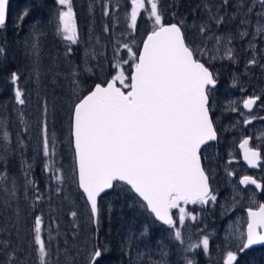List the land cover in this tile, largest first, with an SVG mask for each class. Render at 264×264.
I'll use <instances>...</instances> for the list:
<instances>
[{"label":"snow or ice","instance_id":"1","mask_svg":"<svg viewBox=\"0 0 264 264\" xmlns=\"http://www.w3.org/2000/svg\"><path fill=\"white\" fill-rule=\"evenodd\" d=\"M56 32L63 40L75 44L79 39L76 13L73 0H54ZM230 4V0H221L220 7ZM160 0H131L129 29H138V17L144 10L147 19L152 22L151 31L146 34L142 50L137 53L132 44L123 43V48L131 55L132 71L126 75L123 68L126 59L114 64L111 79L94 84L86 94L79 95V81L73 69L72 77L76 99L71 107L70 135L73 147V171L77 176L78 188L89 207V219L99 230L103 210L102 194L118 184L128 186L142 201L141 207L154 217L155 221L168 226L171 235L181 244L185 236L181 227L186 220L196 221L197 215L187 206L215 204L218 193L212 187L210 170L202 164L201 149L217 134L211 114L210 95L218 80L202 58L209 51L222 54L220 59L235 60L231 48H221V42H231V36H217L212 24L217 27L225 22L219 9L213 11L205 4L206 19L187 25L183 20L165 23ZM259 5L260 12L254 13ZM236 13L240 24L251 23L249 16L255 14L256 33L264 37V0H235ZM31 8L26 7L11 23L18 30ZM105 14L108 12L105 10ZM175 16V13L172 14ZM10 22V0H0V33H5ZM189 27L194 29L189 33ZM243 38L247 31L239 33ZM197 39L200 40L199 45ZM208 41H213L214 49H209ZM252 46V45H250ZM5 50L0 47V53ZM33 59V72L39 76L38 43L30 45ZM71 52L67 49L66 55ZM115 58V56H114ZM215 59V56L210 57ZM253 58L249 64L255 65ZM264 67V65H261ZM0 71L3 66L0 64ZM90 71V69H89ZM20 74L11 71L6 82L13 89L15 101L25 104V93L19 85ZM119 85V86H118ZM260 97H250L244 101V108L251 110ZM45 111L47 109L45 108ZM250 123L251 121H245ZM2 123V121H0ZM27 131V129H25ZM43 154L55 155V142L48 136L47 124L42 129ZM9 132L4 131L3 138L9 140ZM249 139H244L240 148L244 150V160L251 167L259 166L261 153L248 147ZM5 153L8 151L7 145ZM27 165L25 176L31 171ZM58 183L63 181L62 169L55 167V161L48 166ZM7 177L0 176V184L6 183ZM29 184L35 187L34 181ZM245 186L252 185L264 192V184L249 175L239 181ZM59 191V189H57ZM4 192L15 196V185ZM255 192H253V197ZM39 200L41 197L36 196ZM233 197V201H235ZM253 203H256L253 199ZM176 210V214L173 213ZM225 208V212H227ZM77 216L76 211L71 212ZM247 229L235 236L234 247L226 252L222 264H243L241 257L254 246H264V203L249 207L247 211ZM42 218L37 216L33 225L34 252L38 264H48L49 251L46 238L42 235ZM147 231V229H145ZM50 236L48 240H50ZM7 243L0 240V245ZM210 240L204 235L197 242L187 237L185 264H196L187 253L195 249L209 251ZM113 249L110 244H93L87 252L86 264H112ZM163 259V257H162ZM5 264H17L9 258Z\"/></svg>","mask_w":264,"mask_h":264},{"label":"trees","instance_id":"2","mask_svg":"<svg viewBox=\"0 0 264 264\" xmlns=\"http://www.w3.org/2000/svg\"><path fill=\"white\" fill-rule=\"evenodd\" d=\"M130 3L131 0H101L100 14L99 16L92 15L95 18L91 24V19L86 15L89 13L88 10L83 14L78 13L76 21L79 39L77 43L71 44L63 40L62 36L56 32L57 5L54 0H10L9 26L5 33H0V47L5 50L0 53V64L3 66V71H0V118L4 120V126H0V176L7 177L6 183L0 184V233L2 234L0 240L7 242L0 245V256L2 246L10 247L9 244L14 242L12 232L17 231L15 238L18 242L24 243V238L18 231L21 227L19 224L15 226L12 220L16 205L15 197L3 191V188H8L12 182H16V180H9L19 175L18 180L29 186L27 203L30 204L24 208L25 215L26 211L29 213L28 218L22 217L20 222L22 219L26 220V224L32 230L35 218L37 216L42 218L43 236L46 238L49 251L48 264H86L87 252L93 244L104 243L110 244L113 249L112 264H185L183 248L186 244L176 241L168 226L155 221L152 215L141 207L142 201L122 183L102 196L103 210L97 231V225L89 219V207L78 189L76 175L73 171L74 154L70 136V121L71 107L77 93L73 91L72 71L75 69L77 73L79 95L85 94L94 84L111 79L110 74L115 72L113 65L124 59V55L128 61V64L124 65L125 73L127 75L131 72L132 68L129 65L133 64V60L123 48V43L132 44L133 50L138 53L144 36L151 31L152 24L142 9L138 17V29H129ZM205 4L212 7L213 11L219 9L220 14L224 16L225 22L219 27L214 28L216 24H212V29L216 34L222 30L233 29L237 21L236 17H232V11L236 9L235 0H230V4L222 8L220 7L221 0H160L159 6L164 13L165 23L183 20L191 26L207 18L204 10ZM26 7L31 8L30 15L16 30L11 21L15 20L16 16ZM77 10L78 7L75 6V11ZM105 10L108 12L107 15ZM173 13L175 16L172 15ZM43 27L45 28L42 29ZM109 27L114 28L116 33L110 32ZM192 31L194 29L189 27V33ZM25 32L33 35L40 45L42 56L52 53L53 48L56 54L61 55V58L54 56V59L59 60L56 68L52 65L53 62L46 68L42 66L39 68V76L47 71L56 73L53 86L41 79V83L54 91V100L51 101L43 87L42 92L37 88V92L43 99V103L37 106V110L47 115L46 119H40L38 122L47 124L48 135L55 142V155L53 156L57 161L55 167L62 169L63 174V181L60 183L47 169L42 154L35 155L37 135L34 127L37 122L33 123L27 117L30 115L31 105L26 97L28 89L22 79L27 77L35 81L36 74L33 75L27 69V57L24 58L23 52L15 45L16 42H21L20 39ZM89 32L92 33L90 46ZM50 41L56 42V45L52 47ZM199 43L200 40L197 39V44ZM69 47L71 52L66 55ZM24 50L26 51L25 48ZM66 58L71 59L72 62L70 65L67 64L65 72H61ZM11 71H17L20 74L19 85L25 93L24 105H19L15 101L12 86L6 82ZM219 80L223 82L224 79L219 78ZM214 97L215 95H212L210 100ZM5 130L10 134L8 141L3 138ZM5 145L8 147L7 153H5ZM28 164L32 167L25 176ZM29 180L34 181L35 187L28 183ZM37 195L41 199L37 200ZM205 209L204 206L202 213ZM72 211L77 212L76 217H72ZM16 212L20 213L17 208ZM79 215H82L83 221L78 219ZM83 235L87 236L85 241H82ZM49 236L50 240H48ZM194 239L198 240L196 237ZM10 252L11 257L1 256L2 264L15 255L19 257L23 255V252L16 248H12ZM249 252H256L257 261L260 263L264 260V246L254 247ZM34 254L37 255L35 252ZM35 255L34 258L38 264ZM187 255L194 258L196 264L208 263L203 257L202 249H197Z\"/></svg>","mask_w":264,"mask_h":264},{"label":"rangeland","instance_id":"3","mask_svg":"<svg viewBox=\"0 0 264 264\" xmlns=\"http://www.w3.org/2000/svg\"><path fill=\"white\" fill-rule=\"evenodd\" d=\"M101 0H75L73 1V8L75 11V6L78 7L76 13V19L78 13L83 14L88 10L89 13L86 15L90 20V24L95 18L92 15L99 16L101 9ZM236 10V9H235ZM233 10L232 12H234ZM260 12L259 5L254 9V13ZM235 13V12H234ZM250 14L249 19L251 21L248 25H241L238 23L237 27L228 31L222 30L217 33V36H231V42L227 43L225 41L221 42V48H231L235 55V60H228L227 58L220 59V53L216 51H209L202 58V62H206V65L209 66L213 73L217 76V79H224L221 83V87L216 89L215 93H219V96H215V99L222 101V108H219V105H216V108L213 107L216 112V125L218 128V134L221 136L219 146L212 144L210 147H207L202 153L203 163L209 165V168L212 170L213 184L216 185V192L218 193L217 202L215 204L207 205L205 212L202 213L200 205H188L187 209L193 211V214L197 215L196 221L186 220L185 224L181 227V231L185 236V244L187 243V237H191L193 242H197L204 235L209 236L210 247L207 253L203 252V257L208 262L207 264H222V260L226 257V252L232 250L234 247L235 236L239 233L245 232V225L247 223V217L245 215L246 207H256L258 204V198L263 196L264 192L258 193L254 187H243L239 183V177L246 171V165L241 160L240 151L238 149V144L240 141L244 140L246 137L250 138L251 148L261 149L264 154V37L256 33V20L260 19L259 16L255 14ZM233 17V15H232ZM238 21H240V16H236ZM50 23V21H49ZM152 24V22H151ZM43 27L42 29H44ZM49 28V27H47ZM214 28H217L215 25ZM109 31L116 33V30L112 27L108 28ZM33 30V29H32ZM247 31V35L243 38L240 37L239 33L242 31ZM92 40V33H88V43L89 46ZM21 42H16L15 45L18 47L24 54L26 58L27 69L35 75L33 72V59L31 55L30 45L35 41V38L31 33H23V36L20 39ZM36 42V41H35ZM52 47L56 45V42L50 41ZM23 44V46L21 45ZM252 45V46H250ZM207 46L209 49H214L215 44L213 41H208ZM26 49V51L24 50ZM86 46L84 47V49ZM39 49V68L42 66L46 68L51 62L52 65L56 68L59 65V60L61 55L56 54L55 48L51 49L52 53L42 56ZM83 49V50H84ZM57 55V58L54 59V56ZM85 53L83 54V56ZM215 56V59L210 57ZM65 58V57H64ZM63 58V59H64ZM86 60V55H85ZM253 58L256 59L257 63L255 65L249 64V61ZM126 59V55H124ZM71 59H65V66L62 68L61 72H65L67 64L70 65ZM119 63V62H118ZM125 65V64H124ZM123 65V68H124ZM55 70V69H54ZM58 71V70H57ZM64 76V74H62ZM41 77V78H40ZM60 78H62L60 76ZM41 79L47 81L50 86L55 85L56 73H51L48 71L43 75L35 77V81H32L25 77L24 84L28 89L26 92V97L31 105L29 110L30 115L27 116L33 123L37 122L34 129L37 135L36 140V151L35 155L42 154L46 161V167L51 165V160L55 161L53 156L46 157L43 154V127L44 123L38 122L40 119H46L47 115L39 113L37 106L43 103V99L40 96V93L37 92V88L42 92V87L44 92L49 94L51 101L54 99V91L50 90L49 87L41 83ZM41 84V85H40ZM215 90L211 92L212 93ZM259 96L260 99L257 100V103L254 107L249 110L244 108V101L250 97ZM216 104V103H215ZM223 110V111H220ZM220 111L221 114L217 113ZM250 120V123L245 121ZM0 126H4V120L0 118ZM48 129V126H47ZM48 134V133H47ZM49 136V135H48ZM35 147V148H36ZM220 147V150H219ZM224 154V157H223ZM221 158V159H220ZM57 162V161H55ZM56 165V164H55ZM56 168H59L58 166ZM220 172V176L217 174ZM62 174V173H61ZM258 175L264 181V164L261 167ZM63 176V174H62ZM19 175L13 176L9 181H15L10 184L8 187L9 190L12 189L13 184L15 185V199L14 202L15 209L12 215V220L15 226L21 227L17 229L20 234H22L24 240L18 242L15 238L17 236V231L12 232L11 234L14 237V242L10 243V247L2 246L1 256H10V250L16 248L18 251L23 252L21 257L15 255L13 259H16L17 264H37L34 258V242H33V228L30 229V226L26 224V220L20 218L27 217L29 214L26 211L24 213V208L29 206L27 203L28 190L29 186L24 182L18 180ZM252 186V185H251ZM253 192L255 196L253 197ZM235 197V201H233ZM11 198V197H10ZM13 199V198H12ZM253 199L256 203H253ZM16 208L20 213H15ZM217 208V209H216ZM227 208V212H225ZM232 212V215L230 214ZM173 213L176 214V210H173ZM226 214V216H225ZM80 221H83L82 215L78 216ZM87 220V219H86ZM22 225V226H21ZM17 228V227H16ZM32 232V233H30ZM30 233V234H29ZM42 235H43V226H42ZM2 234L0 233V238ZM198 238L195 240L194 238ZM87 236L83 235L82 241H85ZM12 245V247H11ZM8 246V245H7ZM195 249L193 252H195ZM166 251L169 252V249L166 248ZM256 255H251L247 252L244 256L241 257L243 264H264V260L260 263L257 261ZM0 256V264H2V258ZM37 257V255H35Z\"/></svg>","mask_w":264,"mask_h":264},{"label":"flooded vegetation","instance_id":"4","mask_svg":"<svg viewBox=\"0 0 264 264\" xmlns=\"http://www.w3.org/2000/svg\"><path fill=\"white\" fill-rule=\"evenodd\" d=\"M234 12L236 13V10H235ZM234 12H233V13H234ZM236 19H237V18H236ZM238 23H239V21H238V19H237V21H236L235 24H234L233 29L237 27ZM225 31H228V30H225ZM206 66H207V65H206ZM209 68H210V67H209ZM210 70L213 72V70H212L211 68H210ZM217 80H218V82H217L215 88L212 89V91L215 90V91L212 93V95H215L216 97L219 96V93H215V92L217 91L216 89H218L219 87H221V83H222V82H220L221 79H220V80L217 79ZM210 98H211V95H210ZM215 103H216V104H215ZM222 103H223L222 101H219L218 99H215V97H214V99L210 100V104H211V114H212V118L214 119V120H213V124H214L215 130H216V133H217V140H216L215 142H211V143L207 144L206 146H204V147L202 148V153L204 152V150H205L207 147H210L212 144H216L215 146H219V144H220L219 142H220V140H221V136H219V134H218L219 131H218V128H217V125H216V122H215V121H216V112L214 111L212 105L215 104L214 107L216 108V105L218 104V105H219V108H222V107H223V105H221ZM243 104H244V103H243ZM253 107H254V106H253ZM220 111H223V110H220ZM220 111H217V113L221 114ZM245 139H249V146H250V138H249V137H246ZM250 148H251V147H250ZM254 149H256V148H254ZM219 150H220V147H219ZM256 150H258V151L261 153V160H260V162H259V166L256 167V168H248V167L246 166L247 169H246V171H245L241 176H244V175L252 176L253 178L257 179L258 182L264 184L263 179L258 175V173H259L260 170H261L262 165L264 164V154H263V150H261V149H256ZM223 157H224V154H223ZM220 159H221V158H220ZM202 162H204L203 159H202ZM242 162H243V161H242ZM203 165L205 166V168H206L207 170H210V174H212V170L209 168V165H205L204 163H203ZM245 165H246V164H245ZM217 176H218V177L220 176V172H218ZM241 176H240V177H241ZM240 177H239V179H240ZM210 183L212 184V187L216 190L217 188H215L216 185L213 184V177H212V175H211V181H210ZM243 187H254V186L248 185V186H243ZM254 188H255V187H254ZM256 190H257V189H256ZM257 192H258V193H261V191H258V190H257ZM257 202H258V204H259V203H264L263 196L260 197V198H258ZM190 205H191V204H190ZM205 207H207V206H205ZM251 208H256V207H251ZM216 209H217V208H216ZM246 209H248V207H246L245 210H244L245 215H246V217H247ZM229 215H232V212H231V211H230V214H229ZM225 216H226V214H225ZM246 220H247V219H246ZM246 229H247V223H246V225H245V233H246ZM258 247H261V246H258ZM253 248H254V247H253ZM248 252H249V251H248ZM249 254H251V255H255V254H257V253H256V252H251V253L249 252Z\"/></svg>","mask_w":264,"mask_h":264},{"label":"water","instance_id":"5","mask_svg":"<svg viewBox=\"0 0 264 264\" xmlns=\"http://www.w3.org/2000/svg\"><path fill=\"white\" fill-rule=\"evenodd\" d=\"M169 23H175V22H169ZM149 32H150V31H149ZM144 39H146V35L144 36L143 40H144ZM143 40H142V41H143ZM141 50H142V43L140 44V47H139L138 53H139V51H141ZM131 71H132V69H131ZM210 71H211V70H210ZM118 86H119V85H118ZM86 93H87V92H86ZM86 93H85V94H86ZM70 123H71V121H70ZM214 128H215V127H214ZM216 134H217V133H216ZM70 136H71V135H70ZM216 140H217V137H216L215 140H213V141H209L207 144H209V143H211V142H215ZM242 142H243V140L240 141L239 144H238V149H239V151H240L241 160L244 162V164H246V166H247L248 168H253V167H251L250 165H248V163H247V162L244 160V158H243V156H244V150L240 148V144H241ZM207 144H206V145H207ZM206 145H204V146H206ZM204 146H203V147H204ZM203 147H202V148H203ZM248 147H249V145H248ZM72 149H73V147H72ZM255 150H256V149H255ZM201 151H202V149H201ZM259 162H260V161H259ZM202 164H203V162H202ZM255 168H256V167H255ZM242 178H243V176L240 177L239 181H240ZM77 179H78V178H77V176H76V181H77ZM241 185H242V186H245V185H243V184H241ZM77 186H78V184H77ZM126 186H127V185H126ZM127 187H128V186H127ZM78 189H79V188H78ZM79 190H80V189H79ZM110 190H111V189L106 190V193L109 192ZM80 191H81V193H82V190H80ZM258 191H260V190H258ZM106 193H103L102 196L105 195ZM133 194L136 195L134 192H133ZM136 196H137V195H136ZM137 197H138V196H137ZM138 198H139V197H138ZM139 199H140V198H139ZM140 200H141V199H140ZM255 209H256V208H253V210H255ZM247 211H248V209H246V213H247ZM152 217H153V216H152ZM153 218H154V217H153ZM247 220H248V216H247ZM157 222H159V221H157ZM159 223H161V222H159ZM161 224H162V223H161ZM162 225H163V224H162ZM254 247H258V246H254Z\"/></svg>","mask_w":264,"mask_h":264}]
</instances>
